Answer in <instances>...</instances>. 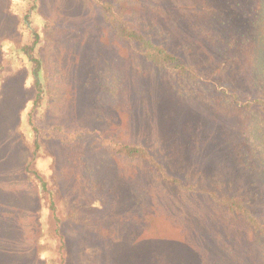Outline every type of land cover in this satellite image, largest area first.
I'll return each instance as SVG.
<instances>
[{
  "label": "rangeland",
  "instance_id": "obj_1",
  "mask_svg": "<svg viewBox=\"0 0 264 264\" xmlns=\"http://www.w3.org/2000/svg\"><path fill=\"white\" fill-rule=\"evenodd\" d=\"M102 1L202 74L189 84L135 56L92 0H39V14L50 22L43 58L53 100L45 121L76 139L44 141L58 198L77 215L62 226L71 264H264V253L246 226L218 209L204 208L203 217L190 200L171 194L162 200L166 205L156 201L153 214L143 206L152 204L146 166L114 157L98 142L102 137L144 144L185 180L264 203L252 172L231 160L223 143L229 135L237 137L242 125L224 96L255 95L257 75L245 54L251 26L241 18L246 9L222 0H217L220 9L210 11L183 9L186 1L179 0H171L175 6L164 0ZM7 6L8 0H0V39L18 42L15 19L2 15ZM213 31L219 34L215 43L207 38ZM24 78L22 73L10 82L0 99V207L13 210V218L0 219V246L6 241L12 251L7 257L4 251L7 261L0 258V264H51L52 223L43 227L46 238L40 245L23 229L26 222L36 226L40 213L29 205L32 200L37 205V195L23 173L30 145L19 129V111L31 98ZM13 219L27 237L21 248L15 246L20 236ZM200 226L205 251L194 241ZM33 232L42 234L38 225Z\"/></svg>",
  "mask_w": 264,
  "mask_h": 264
},
{
  "label": "trees",
  "instance_id": "obj_2",
  "mask_svg": "<svg viewBox=\"0 0 264 264\" xmlns=\"http://www.w3.org/2000/svg\"><path fill=\"white\" fill-rule=\"evenodd\" d=\"M92 1L98 6L103 22L112 28L116 36L135 56L164 70L178 80L181 79L189 84L199 80L202 73L198 71V67L194 63L183 60L178 52L169 49L161 42H156L141 26L127 19L124 13L115 9L114 5L108 1ZM164 1L168 4L167 6H175L177 4L173 1L178 0ZM179 1L181 3L186 1L182 5L183 9H206V11L220 9L219 5L217 6V0ZM222 1L224 3L234 2L236 9H246L247 11L245 16H241L243 23H249L251 26L249 28L251 29V39L247 44L245 54L248 67L254 69V73L257 75L253 79L255 86L253 97H244L238 93L224 96V101L235 110L242 125L237 129V137L233 138L229 135L225 141H222L224 150L230 159L245 171L252 172L254 181L264 196V0ZM39 7V0H8L7 8L2 9L4 17L11 16L15 19L14 29L18 36V42H11L7 38L0 39V99L4 95L5 87L24 73L23 84L31 92V98L19 111V129L30 145V154L24 163L23 173L25 180L34 187L37 195L35 198L37 205H34V200L29 205L32 206L34 214L40 212L37 225L42 234L40 237L35 236L33 231L36 230L37 225L31 226L27 222L23 229L26 230V233H30L31 237H37L36 242L40 245L46 238L43 227L49 229L50 221L53 245L55 246L51 264H71V255L67 250L62 226L66 220H75L77 215L74 209H68L67 204L62 203L58 198L55 177L48 167L51 165V160L44 155V141L57 140L68 143L74 142L76 139L73 135L66 133L60 125L45 121L46 112L53 100V91L43 58L46 32L50 29V22L39 14ZM212 19L215 20V16ZM201 31L206 32L205 29H201ZM218 36L219 34L213 31L207 35V38L211 43H215ZM98 142L110 155L125 161L140 162L146 166L150 174L146 185L149 186L153 195L149 190L146 192L147 197L151 198L152 204L148 206L143 203V206L151 208L153 214L157 215L154 212L156 201L166 205L162 200L166 196L170 199L171 194L184 200H190L189 203L194 204V210L201 213L203 217H207L204 215V208L214 211L218 209L242 222L251 233L256 246L261 248L264 253V203L261 201L250 203L240 195H228L215 187L185 180L184 176L170 172L168 165L164 164L144 144L102 137L98 139ZM116 177L118 178L120 175ZM129 180L131 178L127 177L126 185ZM112 182L115 184L116 180L114 179ZM124 204L128 205V203ZM261 204L263 207L259 209ZM114 207L112 206V209ZM6 209L3 210V207H0V219H3L4 216L12 217L13 210ZM124 212L131 215L129 211L125 210ZM211 214H215V212H211ZM142 220L141 223H144L145 221ZM13 224L17 231L18 228H21L14 219ZM0 225L4 228V223L0 222ZM138 226L141 225L138 224ZM203 227H196L195 234L198 235V231H201ZM23 229L22 232L18 231L20 237L15 243L16 247H20L26 242L27 237L24 238ZM100 230L101 227L95 229L97 234ZM7 236L9 235L7 234ZM198 236L194 237V241L205 251L207 246L204 239L202 236ZM3 238L0 237V240ZM42 250L38 251V258H41ZM4 251L6 257L12 253L7 248L6 241L3 246H0V258L6 260L2 257L5 256ZM206 260L207 258H205Z\"/></svg>",
  "mask_w": 264,
  "mask_h": 264
}]
</instances>
